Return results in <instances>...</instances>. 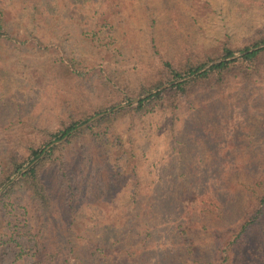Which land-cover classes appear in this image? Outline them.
I'll return each mask as SVG.
<instances>
[{
	"label": "rangeland",
	"instance_id": "1",
	"mask_svg": "<svg viewBox=\"0 0 264 264\" xmlns=\"http://www.w3.org/2000/svg\"><path fill=\"white\" fill-rule=\"evenodd\" d=\"M0 14V172L43 142L44 130L119 103L80 130L134 106L138 99H126L166 62L215 57L264 34V0H0ZM262 54L249 92L234 82L222 95L181 98L172 135L161 112L118 121L121 139L133 134L138 148L129 168L125 155L95 149L87 135L57 150L39 168L46 214L24 183L0 200V264H264V217L261 228L250 221L264 192ZM61 160L80 183L71 210Z\"/></svg>",
	"mask_w": 264,
	"mask_h": 264
},
{
	"label": "trees",
	"instance_id": "2",
	"mask_svg": "<svg viewBox=\"0 0 264 264\" xmlns=\"http://www.w3.org/2000/svg\"><path fill=\"white\" fill-rule=\"evenodd\" d=\"M2 22V14H0L1 38L6 36V33L2 30ZM261 44H264V34L259 40L247 46H242L240 48L224 46L215 57L204 55V57L196 61H194L192 57H189L185 59L184 63L179 67H173L171 62H166L164 64L166 68L164 74L157 75L148 86L141 88L137 94L126 99L127 102L138 99L134 106L118 110L110 115H104L80 130L77 129L93 116L111 111L119 103L112 104L111 106L100 109L91 115H85L77 120H71L55 131H42L41 134L44 135L43 142L37 146L30 147L27 154L20 160H15L14 158L9 159L6 167L0 172V189L4 188V191L0 194V200L8 197L15 185L24 183L27 198L39 207L42 214H46L50 209L49 188L43 178L39 175V168L52 155H54L57 150L67 146V144L71 142V139L80 136H89L88 144H93L95 149L102 150L104 153L114 150L116 156L119 158L125 155V166L129 168L134 161L135 150L138 151V148L135 147V142L131 139L133 134L131 136V133H128L126 140L121 139L119 131L115 128V124L118 121L123 120L126 116L129 118H137L140 121L147 117L151 119L154 117L153 115H157L161 112L165 114L164 121L167 124L168 121H170V126H168L171 128L170 133L172 135L174 131L172 117H174V111L177 109V105L181 98H187V96H190V93L193 95L198 92H206L209 89H218L219 94L222 95L224 94L223 89L229 87V85L234 82V84L238 85L239 88L246 93L250 91V88L256 81L254 80L255 77L261 74V68L259 67L258 61L262 58L264 48L256 51H248ZM241 53L242 55L239 58L228 60V58ZM218 59H221L222 61L212 65L206 71L197 74L194 78L176 83L167 89L157 91L154 94H150L147 97L140 99L142 95L147 94L164 84L172 83L195 74L209 62ZM153 129L154 127L150 124L148 130L151 131ZM172 137H174V135ZM114 138L118 139L119 145L113 144ZM60 141L64 142L60 145H52ZM126 141L127 144L125 147L124 142ZM141 155H144L143 151ZM61 161L62 162L59 163L61 167L57 166L56 173L66 195L63 204L67 209L71 210L74 201L78 202L75 199V191L78 190L80 183L74 180L69 170V172L66 170V161ZM16 176H18V180L12 182L13 178ZM253 205L257 212L251 217L250 221L252 223H259L258 227L261 228L263 227L262 219L264 217V192L256 196ZM248 223L249 222H245L239 227L235 237L242 240L244 239L243 237L248 234ZM261 232L263 235L261 245L264 247V230H261ZM68 236L70 237L71 234L69 233Z\"/></svg>",
	"mask_w": 264,
	"mask_h": 264
},
{
	"label": "water",
	"instance_id": "3",
	"mask_svg": "<svg viewBox=\"0 0 264 264\" xmlns=\"http://www.w3.org/2000/svg\"><path fill=\"white\" fill-rule=\"evenodd\" d=\"M263 47H264V44H263V45H260V46H258V47H256V48H254V49H251V50H249L248 52H250V51H255V50H257V49H261V48H263ZM241 55H242V54H241ZM234 58H235V56H233V57H231V58H228V60H230V59H234ZM221 61H222V60L212 61V62L208 63L207 65H205L203 68H201L199 71H197L195 74H193V75H191V76H188V77H184V78H182V79H180V80L174 82V84H175V83L182 82V81H186V80H188V79L194 77L195 75L200 74V73L206 71V70H207L208 68H210L212 65H214V64H216V63H219V62H221ZM165 87H167V86H163V87H161V88H159V89L153 91L152 93H154V92H156V91H158V90H160V89H162V88H165ZM147 95H148V94H147ZM102 115H103V114H102ZM60 142H61V141H60Z\"/></svg>",
	"mask_w": 264,
	"mask_h": 264
}]
</instances>
